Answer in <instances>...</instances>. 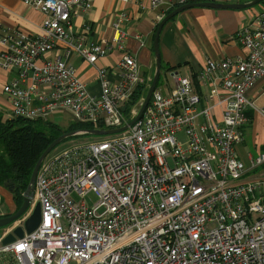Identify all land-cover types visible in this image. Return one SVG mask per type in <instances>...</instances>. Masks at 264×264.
Wrapping results in <instances>:
<instances>
[{
    "label": "built area",
    "instance_id": "built-area-1",
    "mask_svg": "<svg viewBox=\"0 0 264 264\" xmlns=\"http://www.w3.org/2000/svg\"><path fill=\"white\" fill-rule=\"evenodd\" d=\"M22 3L37 9L44 22L33 39L0 32V68L17 71L2 88L10 120H46L66 111L96 130L121 128L120 109L142 78L134 56L123 53L118 82L97 71L98 97L71 65L43 57L66 46L67 56L79 49L93 65L111 50L123 51L124 16L110 42L85 45L74 39L70 24L90 10L91 0ZM238 37L246 57L207 60L203 68L204 77L221 83V98L214 89L195 110L190 80L176 77L171 97L156 94L124 133L45 159L29 207L0 231V264H264V153L243 163L237 152L248 113L264 119V104L256 109L248 98L264 75V8ZM37 204L40 225L2 244Z\"/></svg>",
    "mask_w": 264,
    "mask_h": 264
},
{
    "label": "crops",
    "instance_id": "crops-1",
    "mask_svg": "<svg viewBox=\"0 0 264 264\" xmlns=\"http://www.w3.org/2000/svg\"><path fill=\"white\" fill-rule=\"evenodd\" d=\"M91 1V8L86 14L71 20L70 30L74 39L80 41L82 38L85 44L110 41L119 17L124 16L125 19L119 25L120 30L127 36L126 49L135 56L140 73L151 79L155 72L153 41L160 23L155 25V19L162 15L161 12L166 14L164 18L168 16L172 10L166 9H172L173 1ZM154 1H158V4L153 5ZM251 1L253 0H194L193 3L244 4ZM263 8L264 1L244 9L191 8L167 21L158 38L162 78L160 84H157V90L160 94L167 95L175 87V77L182 76L189 78L194 91L200 93L202 97L205 98L214 89H218L221 98L223 91L219 80L202 75L205 63L208 59L219 61L243 55L245 50L240 46L237 34L251 27V22ZM43 22L44 16L37 9L23 5L22 0H0V32L10 31L33 39L42 34ZM59 47L45 54L43 59L63 61L65 57L59 54ZM119 58L118 52L108 54L99 59L96 66L109 69L116 65ZM67 60L75 70L77 78L86 85L89 94L98 96L99 86L94 66L83 62L76 53H72ZM16 73V70L0 68V123L10 120L11 111L10 101L3 94L2 88L8 81L16 78ZM111 78L117 79L113 74ZM263 89L264 77L249 90L248 97L253 104L260 101L264 103ZM204 103L205 101H202L201 104ZM255 115L248 113L249 121L244 125V134L246 127L252 125ZM244 145L245 141L238 147V157L241 161L247 162L250 155L247 151V154H244L240 150ZM12 211V205L7 210L0 209V218L9 216Z\"/></svg>",
    "mask_w": 264,
    "mask_h": 264
},
{
    "label": "trees",
    "instance_id": "trees-1",
    "mask_svg": "<svg viewBox=\"0 0 264 264\" xmlns=\"http://www.w3.org/2000/svg\"><path fill=\"white\" fill-rule=\"evenodd\" d=\"M143 91L138 89L135 92L131 104L142 96ZM92 128V125L74 122L66 133ZM62 133L58 125L46 120H9L0 123V194L2 200L6 193L11 198L13 211L8 215L14 214L21 206L22 195L39 157ZM260 151L264 153V144Z\"/></svg>",
    "mask_w": 264,
    "mask_h": 264
},
{
    "label": "rangeland",
    "instance_id": "rangeland-1",
    "mask_svg": "<svg viewBox=\"0 0 264 264\" xmlns=\"http://www.w3.org/2000/svg\"><path fill=\"white\" fill-rule=\"evenodd\" d=\"M173 1V3H172V11H173V9H176V8H179V7H182V6H184L185 4H179V3H177V1L176 0H172ZM210 1V0H209ZM161 14H162V18H161V20L164 18V16L166 15V14H164V13H162L161 12ZM161 22V21H160ZM157 29V28H156ZM242 30V29H241ZM240 32V31H239ZM238 32V33H239ZM237 39H238V41H239V37H238V34H237ZM112 40V39H111ZM110 40V41H111ZM110 41H106V42H110ZM127 41V40H126ZM126 41H125V46H124V50L123 51H118V50H111L109 53H107L105 56H107L108 54L110 55L111 53H114V52H118V53H120V58H119V60L117 61V63H116V65L114 66V67H111V68H105V67H97L96 66V63H97V61L99 60V59H101V58H103V57H98L97 58V60L93 63V65L92 66H94V68H95V71H96V73H97V71L99 72L100 70H105L107 73H109L108 75H110V77H111V75L113 74V75H115L116 77H117V79L116 80H114L115 82H118V80H119V77H120V74H119V71L117 70V66H118V63H119V61L121 60V57H122V55H123V53H128V54H130V55H132V56H134L132 53H130L127 49H126ZM240 43V42H239ZM101 44V43H100ZM85 45H99V44H85ZM240 46L245 50V53L243 54V55H241V56H238V57H246V55H247V51H246V49L240 44ZM54 50V48H52L50 51H53ZM66 53H67V47L66 46H60L59 47V54H62L65 58H64V60L63 61H65L67 64H68V58L72 55V52L70 51L69 52V55L67 56L66 55ZM75 53V52H74ZM76 54L78 55H81L82 56V52H81V50H79V49H77L76 50ZM78 55V56H79ZM104 56V57H105ZM80 57V56H79ZM83 57V56H82ZM81 58V57H80ZM134 58H135V56H134ZM236 58V57H235ZM82 59V58H81ZM232 59H234V58H232ZM135 60H136V58H135ZM208 60H211V59H208ZM223 60H226V59H223ZM82 61L84 62V60L82 59ZM214 61H216V60H214ZM219 61H222V60H219ZM136 62H137V60H136ZM121 63V62H120ZM119 63V64H120ZM87 64V63H86ZM88 65H90V64H88ZM137 66H138V63H137ZM138 72H139V75L142 77V78H140L139 76V78H140V80H141V82H139V83H137L136 84V87H135V89H144V91H143V93H141V97H139V99L135 102V103H133V104H131V101H132V99H133V96L131 97V99L124 105V106H122V107H124L125 109H124V111H122L121 109V112L123 113V115H124V119H125V123H124V125L122 126V127H124V126H126L129 122H131L133 119H135L136 118V116L138 115V113H139V110H140V107L142 106V104H143V102H144V99H145V97H146V94H147V91H148V89H149V86H150V84H151V81H152V78L150 79H147V78H145L141 73H140V71H139V68H138ZM121 75H123V76H125L124 75V73L122 72L121 73ZM163 76H164V74H163ZM176 77H182V76H176ZM175 77V78H176ZM264 77V75L263 76H261L259 79H257L256 80V82L254 83V85L260 80V79H262ZM161 78H162V74H161V69H160V74H159V78H158V80H157V83H156V87H155V90L153 91V93H152V95H151V97H150V99H149V101H148V104L149 103H151L152 102V100L154 99V97H155V95L156 94H160V92L157 90V84H160V81H161ZM187 78V77H186ZM125 79H126V76H125ZM189 79V78H188ZM253 85V86H254ZM98 86H99V84H98ZM252 86V87H253ZM190 87H191V85H190ZM251 87V88H252ZM175 88V87H174ZM174 88L167 94V96L168 97H163V96H165V95H161V98H162V100H164V99H166V98H170L171 97V95H172V93H173V91H174ZM193 87H191V89H192ZM136 90V91H137ZM135 91V92H136ZM193 91H194V89H193ZM263 91H264V89L262 90V93H263ZM195 92V91H194ZM249 93V92H248ZM99 94H100V87H99ZM99 94H98V96H99ZM135 94V93H134ZM192 95H195V96H197L198 97V103L195 105V110H198L199 109V106L200 105H202L203 106V104H201L202 103V97H201V95H200V93H193L192 92ZM98 96H94V97H98ZM208 96V95H207ZM207 96H205V98L207 97ZM249 98V97H248ZM147 104V105H148ZM263 101H260V102H257V103H255L254 104V106H255V108L256 109H260V108H262L263 107ZM147 105H146V107H147ZM121 107V108H122ZM146 107H145V109H146ZM205 108V107H204ZM144 109V110H145ZM144 110H143V112H142V114H141V116L134 122V124L135 123H137L141 118H142V116H143V114H144ZM134 112H136V114L134 115L133 113ZM253 114L255 115V114H257V115H255L254 116V118H253V122H252V125H250V126H248V127H246V130H245V134H244V140H245V145L244 146H242L241 148H240V150L244 153V154H249L251 157H253V158H255L257 155H259L260 153H261V146L264 144V120H263V118H261L260 116H259V114L257 113V112H253ZM19 120H21V119H19ZM24 121H28V120H24ZM46 121H50V122H52V123H54V124H56V125H58L60 128H61V130H62V132H64V133H66V130L69 128V125L71 124V123H74V122H77L75 119H74V117L71 115V114H69V113H67L66 111H62L61 113H57V114H53V115H50V116H48L47 118H46ZM78 123H80V122H78ZM133 124V125H134ZM132 125V126H133ZM132 126H130V127H128L125 131H127L129 128H131ZM93 127V126H92ZM121 127V128H122ZM118 129H120V128H118ZM91 130H96V129H94V127L91 129ZM99 130V129H98ZM113 130H116V129H113ZM78 131H82V130H78ZM100 131H110V130H104V129H100ZM125 131H123V132H120V133H117V134H121V133H124ZM68 133V132H67ZM63 134V133H62ZM117 134H112V135H117ZM112 135H107V136H101V137H97V136H92V135H88V134H81V135H77V136H74V137H71V138H68V139H66L65 141H63V142H61L60 144H58L45 158H44V160L45 159H47V158H50V157H53V156H55V155H58V154H60L61 152H63V151H65V150H68L69 148H71V147H74V146H78V145H83V144H87V143H92V142H96V141H101V140H104L105 138H107V137H109V136H112ZM57 139V138H56ZM55 139V140H56ZM182 140H183V137L181 138ZM246 151H247V153H246ZM237 152H238V150H237ZM239 158V157H238ZM43 160V161H44ZM248 160V159H247ZM42 161V162H43ZM243 162V161H242ZM243 163H247V162H243ZM42 164V163H41ZM40 164V165H41ZM38 172V171H37ZM7 195V193L6 194H4V196H3V198H4V201L2 200V198L0 197V202H1V207H0V209H3V210H7L8 208H10L11 207V205H12V201H11V198H9L8 196H6ZM88 198H90V199H93V196H89ZM10 199V200H9ZM17 203V202H16ZM22 204V203H21ZM15 206H16V208H17V204H15ZM20 208V207H19ZM18 208V209H19ZM7 226H5V227H3V228H1L0 229V231H2V230H4L5 228H6ZM4 240V239H3ZM2 240V241H3Z\"/></svg>",
    "mask_w": 264,
    "mask_h": 264
},
{
    "label": "water",
    "instance_id": "water-1",
    "mask_svg": "<svg viewBox=\"0 0 264 264\" xmlns=\"http://www.w3.org/2000/svg\"><path fill=\"white\" fill-rule=\"evenodd\" d=\"M264 0H253L249 3H244V4H217V3H190L186 4L182 7H179L177 9H174L169 13L168 16H166L158 25L155 36H154V41H153V52H154V59H155V72L151 81V84L149 86V89L147 91L146 97L144 99V102L142 106L140 107L139 113L136 116L135 119H133L131 122H129L126 126L116 129V130H110V131H100V130H82V131H75V132H68V133H63L61 134L56 140H54L46 149L45 151L41 154L39 157L38 161L36 162L30 179L29 183L27 185V188L25 192L22 195V204L20 208L16 211V213L6 216L4 218H0V229L12 224L14 221H16L29 207V204L32 199V194H33V188H34V183H35V178L37 175V171L40 167V164L44 160V158L61 142L65 141L68 138L81 135V134H88L92 136H107V135H112V134H117L120 132L125 131L128 127L132 126L134 122L141 116L143 110L145 109L146 105L148 104V101L155 90L157 80L159 78L160 74V69H161V63H160V54H159V49H158V38L160 35V32L165 25V23L171 19H173L176 15L181 13L184 10L191 9V8H208V9H244V8H251L259 3H261ZM124 107L121 108L122 111H124ZM40 222V207L39 205H35L30 217L24 222L22 227L16 228L12 235H8L3 241L2 244H8L10 242H13L15 238L21 239L23 237V234H30L33 232L36 227L38 226Z\"/></svg>",
    "mask_w": 264,
    "mask_h": 264
},
{
    "label": "bare ground",
    "instance_id": "bare-ground-1",
    "mask_svg": "<svg viewBox=\"0 0 264 264\" xmlns=\"http://www.w3.org/2000/svg\"><path fill=\"white\" fill-rule=\"evenodd\" d=\"M15 213H16V212H15ZM40 221H41V213H40ZM39 225H40V222H39L38 226H39ZM38 226H37V227H38ZM37 227H36V228H37ZM31 233H32V232H31ZM9 235H12V234H9ZM25 235H29V234L24 233L22 238H24ZM22 238H21V239H22ZM21 239L15 238V240H14L13 242H10V243H8V244H13V243H15L17 240H21ZM8 244H5V245H8Z\"/></svg>",
    "mask_w": 264,
    "mask_h": 264
},
{
    "label": "flooded vegetation",
    "instance_id": "flooded-vegetation-1",
    "mask_svg": "<svg viewBox=\"0 0 264 264\" xmlns=\"http://www.w3.org/2000/svg\"><path fill=\"white\" fill-rule=\"evenodd\" d=\"M7 191H9V192H10V191H11V189H8Z\"/></svg>",
    "mask_w": 264,
    "mask_h": 264
}]
</instances>
